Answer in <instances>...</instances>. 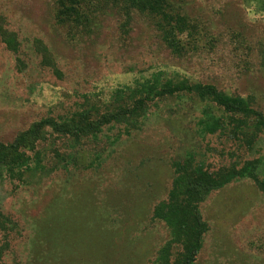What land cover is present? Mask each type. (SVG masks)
I'll use <instances>...</instances> for the list:
<instances>
[{"label":"rangeland","instance_id":"1","mask_svg":"<svg viewBox=\"0 0 264 264\" xmlns=\"http://www.w3.org/2000/svg\"><path fill=\"white\" fill-rule=\"evenodd\" d=\"M57 1L0 0V27L20 43L14 54L0 41V142L44 118L90 111L96 122L151 78L211 86L264 115V0H166L195 29L178 34L180 55L154 15L103 0H80L90 23L71 38L56 23ZM148 107L129 133L101 126L75 149L71 137L55 138L51 149L72 155L64 167L53 165L49 143H39L44 170L33 166L20 182L0 168V216L9 221L8 232L0 230V264H172L181 242L157 214L165 215L179 177L175 162L192 155L215 174L261 161L264 178V130L201 133V111L222 112L196 93ZM198 213L208 229L193 264H264V190L254 181L208 193Z\"/></svg>","mask_w":264,"mask_h":264},{"label":"trees","instance_id":"2","mask_svg":"<svg viewBox=\"0 0 264 264\" xmlns=\"http://www.w3.org/2000/svg\"><path fill=\"white\" fill-rule=\"evenodd\" d=\"M103 2L120 5L126 10L133 9L154 15L158 19L164 42L172 52L179 55L184 52V44L178 39V34H183L187 30L191 33L195 32L194 27L188 23L185 17H180L178 14L172 15L168 11L170 6L166 0H103ZM85 6L87 9L82 6L80 0L57 1L56 23L69 28L68 32L71 33V38H73L74 31L85 29L90 23L89 6ZM188 36L192 38L193 35L188 34ZM0 41L9 52L16 54L19 51L20 43L17 34L7 28L0 27ZM158 80V78H151L137 83V87L128 92V96L121 105L117 103L116 108L100 115L96 122L92 121L93 112L86 111L83 114L74 113L64 119L44 118L33 123L27 130L17 134L11 143L0 142V168H4L10 178L16 175L17 180L22 182L27 177V172L34 171L33 166H35V171L46 168L43 164L46 151H41L38 148L39 143H49L47 146H50L51 149V146L56 142L55 138L71 137L74 142L72 148L75 149L82 137L92 136L95 138L101 126L105 125H120L129 133V131L137 130L142 126L147 118L148 105L165 97L176 96L180 99L185 93H196L199 101L212 103L222 112L221 116H216L210 109L201 111L202 115L198 119V125L203 134L223 133L227 127H231L229 131L233 136L243 134L244 130H240V127L245 129L246 135L251 134L254 129L257 133L264 130V115L254 111L242 98L224 95L207 85L189 84L186 81L174 83L167 81L160 84ZM121 101L117 100V102ZM248 136L250 137V135ZM51 137L53 140L50 143ZM253 142L251 138L247 147L251 148L250 145ZM51 152L55 159L53 165L56 167H64L72 159L71 154L60 155L55 149ZM261 166H263L261 161L247 162L241 168L230 166L211 174L203 164H196L192 155L186 156L182 161L175 162L179 177L176 178L168 202L162 206L166 211H160L165 215L161 217L159 213L157 214L159 218L169 221L168 224L181 242L182 252L177 255L172 264H193L195 261L202 236L208 229L198 213V204L203 201V198L212 191L246 179L254 181L264 190V178L260 179L256 172ZM6 222L9 221L0 216V230H8L5 227ZM10 229L13 230L14 225H11ZM167 250L168 246L162 252L165 254ZM160 264L168 263L164 261Z\"/></svg>","mask_w":264,"mask_h":264}]
</instances>
